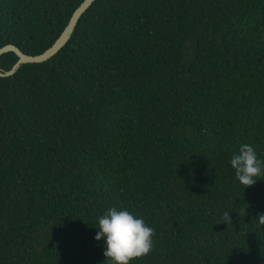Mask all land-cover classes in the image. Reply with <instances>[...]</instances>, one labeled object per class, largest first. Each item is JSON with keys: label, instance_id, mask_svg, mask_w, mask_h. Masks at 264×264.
Listing matches in <instances>:
<instances>
[{"label": "trees", "instance_id": "obj_1", "mask_svg": "<svg viewBox=\"0 0 264 264\" xmlns=\"http://www.w3.org/2000/svg\"><path fill=\"white\" fill-rule=\"evenodd\" d=\"M84 1L0 0V49L43 54ZM244 143L264 160V0H97L54 58L0 77V264H105L113 207L154 229L134 264H264Z\"/></svg>", "mask_w": 264, "mask_h": 264}, {"label": "clouds", "instance_id": "obj_2", "mask_svg": "<svg viewBox=\"0 0 264 264\" xmlns=\"http://www.w3.org/2000/svg\"><path fill=\"white\" fill-rule=\"evenodd\" d=\"M230 166L236 180L246 189L264 176V160L258 158L251 144H241L238 153H234ZM264 224V214L258 218ZM224 223H231L230 213H224ZM98 229L95 239L104 241L105 264H134L140 258L151 253L154 229L145 220L132 212L115 207L109 208L98 217Z\"/></svg>", "mask_w": 264, "mask_h": 264}, {"label": "water", "instance_id": "obj_3", "mask_svg": "<svg viewBox=\"0 0 264 264\" xmlns=\"http://www.w3.org/2000/svg\"><path fill=\"white\" fill-rule=\"evenodd\" d=\"M97 0H85L74 12L73 16L70 19L69 24L61 34V36L57 39V41L53 44V46L45 51L43 54L38 56H31L23 53L18 47L14 45H8L4 48L0 49V58L7 53H15L19 60L17 64L10 71H3L0 69V77L1 78H9L14 76L23 65L27 64H42L48 62L52 58H54L58 53H60L71 40L75 29L83 17V15L92 7V5Z\"/></svg>", "mask_w": 264, "mask_h": 264}]
</instances>
